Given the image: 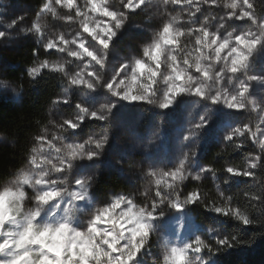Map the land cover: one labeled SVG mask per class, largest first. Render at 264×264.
Instances as JSON below:
<instances>
[{"label":"snow or ice","instance_id":"snow-or-ice-1","mask_svg":"<svg viewBox=\"0 0 264 264\" xmlns=\"http://www.w3.org/2000/svg\"><path fill=\"white\" fill-rule=\"evenodd\" d=\"M149 2L120 0V7L116 8L108 0H85L87 10H83L76 0H44L30 26L21 29L25 36L35 35L45 51L56 49L84 65L69 75L66 63L44 59L37 66L29 67L27 76L35 81L45 69L63 73L68 85L85 87L89 91V103L98 107L93 109L77 103L74 119L53 123L57 132L50 138L47 128L44 135L36 136L39 147H33L27 155V167L9 184L0 186V264H146V256H151V264H216L214 257L218 253L241 243L236 235L220 237L211 233L208 239L201 235L164 239L162 259L152 255L151 237L156 232L155 221L164 215L162 206L186 211L189 206L203 203L199 188L181 192V185L189 178L199 181L203 173L214 172L210 167L192 163L197 157L195 151L183 153L178 165L167 171L147 169L146 175L153 179L154 186L140 194L147 201L143 206H138L133 196L120 193L93 209L94 197L90 190L96 176L95 166L110 144L113 113L124 102L172 111L187 98H195L204 111L181 137L188 142L212 129L219 112L231 115L229 110L239 112L250 106L254 111L264 112V108L250 100L253 82L264 86V74L251 73L256 56L264 53V17L253 11L250 0H229L223 4L219 0H162L165 6L183 5L188 9L184 20L187 27H182L175 15L166 12L168 18L152 41L143 47L142 55L120 64L106 76L111 46L125 28L129 12ZM205 5L227 11L222 16L205 15ZM57 6L72 10L75 17L81 18V31L71 38L59 33L45 41V24L41 18L50 15L55 19ZM24 19L19 16L4 25L0 40L9 38V33ZM66 19L72 21L74 17L67 15ZM237 21L250 22V25L247 30L228 31ZM182 38L194 40L191 50L188 44L182 43ZM162 64L168 75L165 87L159 88L157 76L161 74ZM0 84L6 82L0 81ZM100 100L106 102L99 103ZM87 118L102 122L105 130L76 142ZM238 137H247L258 144L261 154L249 157L246 168L228 166L224 171L233 177L254 178L255 170L264 167V115L259 117L256 131L244 124L224 135L223 141L234 142ZM70 180L72 190H69ZM28 188L33 190L31 197ZM217 191L225 198L223 191ZM26 199L32 207H24ZM252 199L259 204V207L252 205L260 216L259 221L247 211L230 206L231 196L226 197L224 207L215 204H204V207L232 217L244 226L256 223L264 226V193ZM83 211L89 212L86 223L77 217Z\"/></svg>","mask_w":264,"mask_h":264},{"label":"trees","instance_id":"trees-1","mask_svg":"<svg viewBox=\"0 0 264 264\" xmlns=\"http://www.w3.org/2000/svg\"><path fill=\"white\" fill-rule=\"evenodd\" d=\"M43 2L44 0H0V19L7 18V12L13 11L14 8L15 12L22 13L26 10L27 15H33ZM111 3L114 5L115 1L111 0ZM149 3L142 5L141 9L135 12H129L126 26L114 39L111 48L117 47L121 51L127 48L136 57L142 55L143 47L148 44L145 27L150 22L145 15V9ZM250 3L253 4V11L258 16L264 13V0H250ZM203 7L205 15L216 13L213 7L208 8L207 5ZM49 19L52 21L51 25L58 22L57 17L54 19L50 16ZM200 19L202 21L203 16ZM133 24L137 25V28H129ZM3 30H5L4 26H0V31ZM193 42L194 40L182 38V43L188 44L189 50ZM57 55L56 49L42 52L35 35L25 36L18 32L17 28L9 33V38L0 40V81L6 82V84H0V137L3 139L0 142V186L7 184L25 164L36 135L50 127L53 122L59 121L61 117L74 119L77 115L75 108L77 103L89 104V94L82 98V102L75 98L79 92L76 93L73 90L77 87H70L63 73L45 69L35 81L27 76L29 67L38 65L44 59L51 61ZM66 91H70L72 96L65 95ZM64 99H68L70 103H53L55 100ZM135 107H138L156 126L161 134L160 145L168 146V129L178 121V107L169 111L135 104L128 106V109L132 110ZM222 113L217 114L218 118ZM244 122V120L239 122L232 117L228 118V122L224 121L216 126L218 123L216 121L208 132H201L192 141L184 142V145L191 147L188 152L197 153L192 163L214 170V172L203 173L199 181L189 178L181 185L182 193L199 188L203 194V203L189 206L186 213L200 226L202 238L208 239L211 233L212 236L220 237L236 235L241 241L232 248L218 253L214 257L216 264H264V226L259 223L244 226L242 222L232 217L216 214L204 207V204L224 207L227 203L226 197L231 196L233 200L230 206L247 211L257 221L260 219L252 208L253 204L257 207L259 204L252 197L264 193V167L255 170L254 178L233 177L224 171L228 166L246 168L249 157L261 154L260 147L250 142L247 137H238L234 142L223 141L224 135L235 127H242ZM104 130L102 122L87 118L76 139L79 140L88 131L102 133ZM112 131L110 128V144L106 147L98 166H95L96 176L90 191L94 199L101 204L111 195L120 193L133 196L135 201H139L137 196L142 193L149 180L146 169L150 164V157L141 151L123 154L121 151L116 152L114 148L117 139ZM236 145L240 147L237 148ZM106 164L109 165L108 168ZM191 170L194 173L196 171L194 168ZM218 189L225 193V198L218 195ZM244 193H248V196H244ZM162 210L164 214L172 211L165 206H162Z\"/></svg>","mask_w":264,"mask_h":264},{"label":"rangeland","instance_id":"rangeland-1","mask_svg":"<svg viewBox=\"0 0 264 264\" xmlns=\"http://www.w3.org/2000/svg\"><path fill=\"white\" fill-rule=\"evenodd\" d=\"M114 1L115 4L113 5L111 3V0H108V2L111 5L115 6L116 8H119L120 0H114ZM226 2H229V0H219L220 4ZM76 3L83 10H87L84 9L85 0H76ZM213 8L216 9L217 15H221V16L224 15L227 11L226 9L216 8L215 6ZM14 10L15 8L13 9V11L11 10L7 12L8 14L7 18L0 19V26L7 25L13 19H16L19 16H24L25 17L24 21L21 22L17 27L18 32L21 33L22 28H26L30 26L31 21L34 19L35 14L27 15L26 10L25 11L23 10L22 13L15 12ZM57 10H58V15H57L58 22L51 25L52 21L49 19L50 15H44L41 18L42 23L45 24V37H44L45 41L47 38L55 36L59 33H64L67 38H71L77 32L81 31L80 28L81 18L75 17L74 11H71L67 8H60L58 6H57ZM187 11L188 9L184 8L183 5L165 6L163 5L162 0H150V3L147 5L145 9V15L148 16L147 20H149L150 22L145 27L148 44L152 41L155 33L159 31L162 22L168 18V16L165 15L166 12L169 15H175L178 18V21L181 23V26L186 28L187 25L184 24V20L186 19ZM67 15H72L74 19L72 21H68L66 19ZM260 17H264V13L260 15ZM249 25L250 22L245 23L243 21H237L232 28L228 29V31L235 30L236 32H239L241 30H247ZM48 26L49 28L46 29ZM136 26L137 25L133 24L130 25L129 28L131 29L137 28ZM214 27H215V22H213V29ZM39 47L43 52L44 49L42 48L41 44H39ZM133 57L136 56L132 51L128 50L127 48L121 51L117 47H112L109 53L108 65L105 75L107 76L112 74L115 69L119 68L120 64L128 61ZM192 58L195 59V53L192 54ZM50 62L66 63L67 72L69 75H74L76 72L80 71L84 67L83 63L76 61L74 58L68 57L64 53H59V52L58 55L53 59H51ZM192 71L195 74L194 68L192 69ZM160 73L161 74L159 75V81L157 87L163 88L167 83L165 77L168 75V71L165 69L163 64L161 65ZM251 73L257 75L264 74V53L258 54L256 56L253 67L251 69ZM69 86L71 87L72 85ZM76 87L77 89L73 91L76 93L79 92V94L76 95L75 98L78 101L82 102L83 100L82 98L84 96H87L89 94V91L82 86H76ZM262 88H264V86H261L258 82H253L252 96L250 97V100L255 104L260 105L262 108H264V91H262ZM10 92L12 91L10 90ZM65 95L72 96V93L70 91H66ZM103 102L106 101L105 100L99 101V103H103ZM82 105L92 107L93 109L98 107V104L93 105L89 103L85 105L84 103H82ZM132 105L135 104H129L128 102H124L118 108V110L113 113L111 128L113 130L112 132L116 134V139H117L115 141L114 150L116 152L121 151L122 154L129 152H136V151L143 152L144 154L150 157L149 158L150 164L148 165L147 169L149 167H154L156 169H164L165 171H167L173 166L178 165L179 159L182 157L183 153L188 152L189 149L191 148L190 146L184 145V142L186 141H183L181 137L187 133V131L191 128V126L194 123L198 122L200 115L203 114L204 111L203 106L202 105L198 106L195 98H187L178 106V121L177 123L172 124L168 129V133H167L168 146H166L165 144L160 145L161 134L158 132L156 126L153 124L151 119L145 117V115L138 107H135L132 110L128 109V106H132ZM229 111L233 113L229 115L228 112H223L220 118H218L217 116L218 120L216 119V121L218 123L216 126H219L224 121L228 122V118L234 117L237 120H239V122L241 120H244L245 122L243 123V125L249 124L252 127V130L256 131L257 124L259 122V117L261 115H264V112L254 111L251 108V106L248 109L239 112H235L233 110H229ZM66 119L67 118L65 117H61L59 121L53 123L56 124L62 123ZM88 120H94V119L88 118ZM53 123L50 125V127L47 128V135L49 136V138L51 137L52 134L57 132V129L53 127ZM44 130H42L38 135H44L45 134ZM99 134L101 133L88 131L84 133L79 140H77L76 138L75 140L76 142H83V139H87L88 135H99ZM2 141L3 139L0 137V142ZM33 147H39L35 139L33 140L32 148ZM109 153L110 151L108 152V155ZM96 166H98V164ZM26 167H27V163L25 162V164L21 167L19 171L23 170ZM106 167L108 168L109 165L106 164ZM19 171L12 177V179L7 184H9L13 179H15V177L19 174ZM53 178L55 179L56 177L53 176ZM153 186H154L153 179L149 177V180L146 183L142 193L146 190L151 189V187ZM69 190H72L71 180L69 182ZM27 192L29 197H31V195L33 194V190L31 188H28ZM112 196L114 195H111L110 197ZM137 197L139 198V201H135V203L138 206H143L146 203L144 197L141 195ZM102 205L103 204L93 199V209L96 207H100ZM32 206L33 205L29 199H26L24 201L25 208H30ZM81 208H84V204H81ZM171 210H172L171 212L165 213L162 217H159L155 221L156 232L152 235L153 238L151 239V251L153 256H157L160 259H162V255L164 251L162 246L164 239H168L170 241L176 240L177 238L186 239V238L194 237V235H200V231H201V228L198 225V223L195 222L193 218L188 213H186V211H180L174 208H171ZM77 217L81 223H86L89 217V212L83 211L77 213ZM151 259H152L151 256H146L145 257L146 264H151Z\"/></svg>","mask_w":264,"mask_h":264}]
</instances>
